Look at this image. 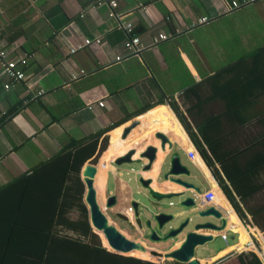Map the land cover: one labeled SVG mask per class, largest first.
Here are the masks:
<instances>
[{"label":"crops","instance_id":"crops-1","mask_svg":"<svg viewBox=\"0 0 264 264\" xmlns=\"http://www.w3.org/2000/svg\"><path fill=\"white\" fill-rule=\"evenodd\" d=\"M117 1L120 20L110 19L108 6L97 5V0H0V46L10 58L25 55L29 61L23 82L13 83L0 69V189L32 175L64 148L86 144L90 153L93 147L95 151L81 169V181L89 164L97 169L99 201L118 197L119 204L110 210L123 226L104 210L129 239L146 243L149 234L144 219L141 230L131 205L122 202L141 201L139 193L147 194L137 184L141 177L150 180L156 192L195 198L199 208L206 205L205 193L216 194L212 207L222 212L226 225L218 232L200 231L214 236L212 243L196 250L200 264H264L263 244L252 232L264 234V93L248 94L243 106L236 103L238 89L253 80L248 75L252 59H242L264 47V0L238 10L230 9L232 3L244 0ZM202 17L211 22L193 26ZM119 21L132 22L134 33L148 47L122 62L116 57L126 53L127 35L118 28ZM160 34L172 38L152 47ZM97 37L103 46L70 54L85 38ZM81 70L86 75L74 80ZM238 71H245V77ZM7 84H13L10 90ZM41 91L45 93L39 95ZM100 101L105 102L102 108ZM172 103L197 133L246 219L235 210ZM173 121L186 137L178 135ZM159 134L181 154V163L190 171L182 179L200 188L201 195L161 180L169 150L167 145L162 151ZM150 147L157 149V156L143 171L149 161L141 156ZM131 152L140 165H116ZM165 234L158 232L161 238ZM250 239L248 246L256 251L243 248ZM170 243L174 245L167 248ZM170 243L149 246L168 252L178 248L181 239Z\"/></svg>","mask_w":264,"mask_h":264},{"label":"trees","instance_id":"trees-1","mask_svg":"<svg viewBox=\"0 0 264 264\" xmlns=\"http://www.w3.org/2000/svg\"><path fill=\"white\" fill-rule=\"evenodd\" d=\"M250 59L253 68L248 75L253 80L244 83L237 91L239 98L236 103L238 101L241 106L249 95L264 93V47L242 61ZM242 73L245 77V71H238L239 76ZM172 108L213 169L235 210L246 219L195 130L175 103H172ZM178 129L181 130L179 126ZM180 133L186 137L182 131ZM113 142H117V135H114ZM94 151L95 147L90 153L86 144H72L32 175L20 177L0 189V264H155L149 262L152 260L144 261L108 251L93 233L88 210L83 203L85 187L80 173ZM84 173L90 174L91 168H85ZM124 202L130 205L129 201ZM101 205L104 209L105 203ZM260 235L263 234L257 236ZM256 264L261 263L256 260Z\"/></svg>","mask_w":264,"mask_h":264},{"label":"water","instance_id":"water-1","mask_svg":"<svg viewBox=\"0 0 264 264\" xmlns=\"http://www.w3.org/2000/svg\"><path fill=\"white\" fill-rule=\"evenodd\" d=\"M129 131L130 129L125 131L124 138H126ZM158 137L161 139L162 151L166 152L167 145L169 150L161 170V180L184 185L185 188L194 190L195 196L201 195L200 188L182 179L183 176H190V171L181 163V154L173 150V145L164 135L159 134ZM132 156L133 152L120 158L117 160L116 165H140L142 163L141 160L133 161ZM156 156L157 149L153 147L148 148L142 154L141 159L149 161V164L143 167V171L151 168ZM89 165L91 173H84V170H82L81 174L86 187L84 203L88 209L89 222L93 233L96 235L100 232L103 233L108 245L114 251L113 253L125 256L136 250L149 252L160 260L172 259L180 264H200L196 259V250L214 241L213 235L202 234L200 231L218 232L225 228L226 219L221 211L212 206L199 208L195 198L187 197L184 193L162 194L156 192L150 186V180H144L140 177L137 184L147 194L139 193L138 196L142 200L133 199L130 205L135 212L136 223L139 228L142 230V220L144 219L149 234L145 238L147 239L146 243L131 240L118 229L105 212V210L108 211L117 206L118 197L115 195L109 196L105 203V210L103 209L94 184L97 169L91 164ZM153 224L157 228H153ZM158 232H166V234L161 238ZM179 239H181L179 247L168 252H160L149 246V243L162 242L168 244Z\"/></svg>","mask_w":264,"mask_h":264},{"label":"built area","instance_id":"built-area-1","mask_svg":"<svg viewBox=\"0 0 264 264\" xmlns=\"http://www.w3.org/2000/svg\"><path fill=\"white\" fill-rule=\"evenodd\" d=\"M257 0H244L243 2H233L231 6V10H238L244 6H247L249 4L255 3ZM105 4L109 8V18L110 19H117L120 20L121 17H123L122 14L117 12V9L119 7L117 0H97V5ZM84 16V15H82ZM211 22V18L209 17H202L196 22L193 26L198 25H206ZM118 28L123 30L127 35V40L124 44L125 54L119 55L116 57V62H122L125 59H128L130 57L139 56L145 49H148V47H145V45L142 44L141 39L134 33V25L132 22H118ZM171 35L166 34H160L154 39V43L152 44V47L156 46L157 44L167 41L171 39ZM104 42L102 37H97L94 39L91 38H85L82 40V42H79L75 46H73L70 49V54L74 55L77 52L84 50L86 48L92 47V46H103ZM28 58L25 55L17 56L15 58H10L8 56V53L5 49H3L0 46V69L3 74H5L13 83L23 82L26 79V72L25 68L28 66ZM85 71H80L78 74H75L73 76L74 80L80 79L82 76H85ZM13 85V84H12ZM11 84L5 85L6 90H10L12 87ZM45 93L44 91H41L39 95H42ZM38 96V95H37ZM35 96V97H37ZM99 107H104L105 102L100 101L98 102ZM89 110L93 109V105H89ZM191 158H194V155L191 154ZM216 200V194L213 191H208L204 194V201L205 206L210 207L214 204V201ZM223 238L226 239V236H223Z\"/></svg>","mask_w":264,"mask_h":264},{"label":"rangeland","instance_id":"rangeland-1","mask_svg":"<svg viewBox=\"0 0 264 264\" xmlns=\"http://www.w3.org/2000/svg\"><path fill=\"white\" fill-rule=\"evenodd\" d=\"M177 133H178V135L179 136H181V137H183L182 136V134L180 133L181 132V130L179 131V129L177 128ZM99 186L101 187L102 186V183H99ZM84 187H85V185H84ZM85 191H86V187H85ZM85 191H84V194H85ZM119 199H120V196H119ZM83 200H84V195H83ZM126 201H128V199L126 200ZM130 203V202H129ZM85 205V204H84ZM86 206V205H85ZM86 208H87V206H86ZM104 209H105V207H104ZM88 210V209H87ZM108 214L113 218V219H115L116 221H117V223L118 224H120V226L122 225L123 226V224H122V221H120V219L114 214V210L112 211V210H110V211H108ZM74 217H76L75 215H73ZM88 219H89V214H88ZM110 220L112 221V219L110 218ZM90 223V222H89ZM91 226V225H90ZM125 228V227H124ZM128 229H130V228H128ZM131 233H133V231L130 229L129 230ZM253 233H255L256 234V237L257 238H259V240L262 242V244H263V247H264V234L263 233H261V232H259V231H252ZM263 234V235H260V236H257L258 234ZM98 237H99V239H100V242H101V245L102 246H105L106 248H108L107 250L108 251H110V252H114L112 249H111V247L108 245V242H107V240H106V238H105V236L103 235V233L102 232H100V234L98 233V235H97ZM230 236L232 237V238H236L234 235H231L230 234ZM245 237V236H244ZM243 240L244 239H242L241 241L243 242ZM241 242V243H242ZM103 243V244H102ZM171 244V245H170ZM169 244V246L167 247V248H171L174 244L173 243H170ZM149 245L150 246H154V244H152V243H149ZM219 245H221V247L220 248H224V247H226L224 244H221V243H219ZM105 248V249H106ZM243 248H247V247H243ZM253 248H255V246H253ZM163 249H165V248H163ZM254 250H256V248L254 249ZM125 256H133V257H136V258H140V259H143V260H152V261H154V262H156V261H159V259H157L156 257H154V256H152V255H150V254H146L145 252H140V251H132V252H130L129 254H126Z\"/></svg>","mask_w":264,"mask_h":264},{"label":"bare ground","instance_id":"bare-ground-1","mask_svg":"<svg viewBox=\"0 0 264 264\" xmlns=\"http://www.w3.org/2000/svg\"><path fill=\"white\" fill-rule=\"evenodd\" d=\"M175 122V121H174ZM176 124V123H175ZM177 125V124H176ZM178 127V126H177ZM192 144V143H191ZM194 146V145H193ZM222 192V191H221ZM127 200V199H126ZM126 200H122V202H124V201H126ZM121 202V201H120ZM85 204V203H84ZM119 204V203H118ZM247 232H248V230H247ZM251 243V239L249 240V242L247 243V245H246V247H247V249H255V248H253V246L254 245H251V246H248L249 244ZM146 254H150L149 252H145ZM151 255V254H150ZM157 258V257H156ZM157 259H159V258H157Z\"/></svg>","mask_w":264,"mask_h":264},{"label":"clouds","instance_id":"clouds-1","mask_svg":"<svg viewBox=\"0 0 264 264\" xmlns=\"http://www.w3.org/2000/svg\"><path fill=\"white\" fill-rule=\"evenodd\" d=\"M122 256H124V255H122Z\"/></svg>","mask_w":264,"mask_h":264}]
</instances>
